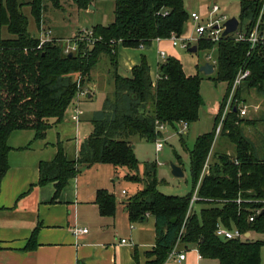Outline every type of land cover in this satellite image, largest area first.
<instances>
[{"label":"trees","instance_id":"1","mask_svg":"<svg viewBox=\"0 0 264 264\" xmlns=\"http://www.w3.org/2000/svg\"><path fill=\"white\" fill-rule=\"evenodd\" d=\"M92 1L74 0L79 9L87 8ZM112 1V21L91 26L95 41L92 44L80 41L69 54L63 52L55 39L41 42L32 36L27 29L28 18L22 11L28 6L39 28L47 3L58 7L60 0H0V29L6 27L9 33L6 38L0 37V178L8 168L7 140L11 132L28 129L34 132L35 139L44 138L51 121L62 120L82 84L90 80L93 66L106 54L113 82L112 100H106L94 114L92 129L79 142L75 158L69 159L58 141L54 157L39 162L37 185L53 184L49 200L52 203L80 172L79 165L106 163L126 167L129 172L124 177L143 185L121 204L130 222L153 216L155 244L146 255L148 264H162L177 240L192 191L184 195L159 191L154 163L145 164L142 176L138 175L131 139L136 136L156 141L161 135L156 122L174 128L180 123L188 126L194 123L203 104L200 77L185 74L178 59L166 56L152 82L144 55L139 64L132 66L130 76L123 77L117 73V47L120 44L146 48L155 39L167 38L170 32L180 36L189 13L183 0ZM262 2L238 0L239 26L245 23L249 28L254 23ZM211 48L215 50L214 80L226 83L218 112L243 64L250 74L235 91V98H239L242 86L264 93V44L247 55L248 43L235 41L234 34L222 37L216 45L204 39L196 43V51ZM218 114L212 128L198 135L188 149L193 188L212 148ZM245 121L253 120H244L233 109L226 114L221 134L233 144L234 154L215 153L198 188L201 198L219 201H198L204 206L198 212L192 209L186 216L180 236L181 244L194 245L202 257L215 258L219 264H260L261 242L248 237L222 239L214 233L217 223L243 232H264V213L248 221L255 209L264 207V158L254 156L250 141L243 135L241 125ZM238 196L243 199L241 203L234 201ZM94 202L100 215L114 214L115 197L106 189L96 190ZM35 237L36 227L25 250L35 247Z\"/></svg>","mask_w":264,"mask_h":264},{"label":"rangeland","instance_id":"2","mask_svg":"<svg viewBox=\"0 0 264 264\" xmlns=\"http://www.w3.org/2000/svg\"><path fill=\"white\" fill-rule=\"evenodd\" d=\"M105 1L106 2H99V4L96 3L99 7V12L91 11L89 13L79 9L74 0H60L58 7L48 2L43 12L39 28L41 30L42 27L48 26L50 28L48 29L49 36H55L59 38V40L47 37L46 34L39 31L28 6H24L22 11L28 18L27 29L32 36L37 37L41 35L45 37L44 39L47 41L50 39L57 40L61 47H71L74 35L82 29L91 28L92 25L97 24L93 16L95 17L98 15L102 20L106 19L108 22L112 21L113 13L110 7L112 0ZM183 2L188 13L195 11L200 15L204 14L207 6L217 3L221 6L222 12L227 18L238 17V0H183ZM244 24L242 28L245 26ZM0 35L2 38L9 36L6 27L0 29ZM181 35L186 38L196 37L194 25L191 20L188 19ZM193 42L194 41H191V43ZM163 48L167 50V56H172L179 60L187 75L198 74L200 77L199 89L203 104L199 108L198 119L190 124L183 133L179 131V126L174 128L165 125V129L156 141L149 142L135 136L131 139V142L134 144L133 149L138 160V175L142 176L145 164L154 163L155 175L158 180V190L165 194L184 195L192 191L193 188L189 169L188 149L193 146L198 135L211 129L213 115L215 113H219L218 115H220L221 112H218V104L220 106L219 102H221L220 100H222V96L225 93L226 83L214 80L215 71L210 74H204L198 70L199 66L207 61L208 55L214 58V48L190 52L188 48H183L180 45L177 46V48L172 47L171 42H166ZM169 51L170 53H168ZM160 60L164 59L161 58ZM109 69L108 56L102 54L90 71V80L82 84V91L87 89L89 92L81 96L75 95L59 124L54 122V120L51 121L52 126L45 136V141L49 149L50 147L54 148L53 145L56 141H59L64 150L71 155L75 143L79 140H83L90 127V118L102 109L106 100H112L113 82ZM78 76L79 75L76 74V77ZM89 94L92 96L91 98H87ZM228 96L224 98L226 102L229 98ZM239 99L243 102L241 105L244 104L247 106L248 110L246 115L243 116V119L253 120L250 123L245 121L241 125L242 133L250 141L254 156L259 159L264 158V93H260L254 88L242 86ZM74 104H77L82 112L79 115L80 121L78 122H74L71 119ZM255 106H258L256 111L253 108ZM158 140H163V146L160 150H156V142ZM211 152L213 153L212 156H214V152H227L233 155L234 146L228 141L224 134L220 133L214 138ZM211 161L212 157L209 159V162ZM170 162L176 164L180 162V167L183 171L181 177L172 175L169 165ZM79 169L80 172L74 179L68 181L59 197H76L78 199L95 197V192L98 188H106L115 197L114 215L117 217L122 213L123 206L121 202L125 200L126 197L131 196L135 192L137 186L143 185V183L127 180L124 175L129 171L124 166H113L106 163H99L91 166L82 164L79 165ZM122 189L127 193L122 194ZM72 201H74V199L70 202ZM203 206V203L197 202L194 204L193 209L198 211ZM88 216L86 209L80 208L78 213H76V224H81L83 222L89 223L90 220L87 219ZM249 238L262 243L260 248V264H264V232H251Z\"/></svg>","mask_w":264,"mask_h":264},{"label":"crops","instance_id":"3","mask_svg":"<svg viewBox=\"0 0 264 264\" xmlns=\"http://www.w3.org/2000/svg\"><path fill=\"white\" fill-rule=\"evenodd\" d=\"M99 2L106 1L93 0L87 8L82 10L87 13L99 12V7L96 5ZM110 7L113 13V1ZM209 7L207 6L205 13ZM219 7L222 10L220 5ZM93 18L97 24L110 23L106 19L102 20L98 15ZM38 29L46 34L50 28L46 26L41 30ZM37 37L45 38L41 35ZM47 37L59 40L55 36H49V33ZM166 42L170 43L166 38L155 39L149 48H131L119 44L117 73L123 77L130 76L132 66L139 64L141 56L144 55L149 66L150 77L154 82L157 78L158 66L163 61L160 60L159 52L164 51L165 57L167 56V50L163 48ZM172 47L177 48L173 45ZM64 48L66 47H62L63 50ZM91 97L90 94L87 95V98ZM215 115L216 113L213 115L212 125ZM93 116L89 120L90 127L88 126L86 136L92 129ZM80 141L75 143L71 155L64 150L69 159L76 157ZM56 143L53 145L54 148L49 149L45 137L35 139L34 132L28 129L12 131L8 137L7 144L10 147L8 168L0 178V264H148L149 258L146 253L151 251L155 244L153 216L147 215L139 221L130 222L124 208L119 217L114 214L102 216L98 212L94 196L83 199L60 196L56 202H49L53 194V184L37 185L38 165L40 161H50L54 157ZM215 153L217 152H214V155ZM212 155L213 153L210 159L212 157L213 161L214 156ZM139 187L141 186H137ZM126 193L125 191L122 194ZM72 199L74 201L70 202ZM80 208L86 209L89 223L76 224L75 217ZM35 227V247L25 250L24 246ZM74 227L87 228V232L74 235L72 233ZM246 233L249 238L251 232ZM178 250H185L183 260H178L175 255L168 254L162 264H219L215 258L199 256L194 245L180 243Z\"/></svg>","mask_w":264,"mask_h":264},{"label":"built area","instance_id":"4","mask_svg":"<svg viewBox=\"0 0 264 264\" xmlns=\"http://www.w3.org/2000/svg\"><path fill=\"white\" fill-rule=\"evenodd\" d=\"M227 16L222 12L220 9L219 5L214 3L212 4L208 11L205 14H199L195 11H192L189 13V20L193 22L194 25V33L196 34V37L194 38H186L183 37L182 35H177L175 32H170L169 36L166 38L171 42V45L173 46H182L183 48H190L192 45H196L197 41L200 39L204 40H209L212 42L214 45L218 43V41L224 37L222 36V32L225 29L224 23L227 20ZM49 31H46V35L48 36ZM234 34V39L235 41H245L249 45V49L247 51V55L250 53L251 50H254L258 45L264 44V0L261 5L260 12L254 21L253 24H251L248 27L244 26H237V29L235 32L231 33ZM41 42L46 41L45 39L41 38ZM80 41H85L86 43L92 44L95 41V37L93 35L92 29L87 28V29H82L80 30L76 35L73 36L72 42H71V47H66L64 48L63 52L64 53H70L76 49L77 43ZM191 41H194L191 43ZM142 47V46H141ZM159 56L164 59L165 58V52L160 51ZM207 61L211 62L213 64V68L215 65V57H211L210 55L207 56ZM250 70L243 64L237 71L233 82L231 84V88L228 93V100L227 102L224 101L223 106L220 111V115L218 116L217 123L214 129V138L217 137L222 130L223 127V122L226 118V114L233 109L234 111H237L238 116L243 117L247 113V106L244 104L241 105L243 102L239 98H235V91L238 89V87L242 84V82L249 76ZM89 92V90H84L82 89L78 90L76 93L78 96L85 95ZM254 110L256 111L258 109V106L253 107ZM81 110L78 108V106H74L73 108V113L71 115V119L73 121H78L79 120V115L81 114ZM180 132L183 133L186 128H188V125L186 123H180L179 125ZM165 129V124L156 122V130L162 134L163 130ZM163 146V140H158L156 142V150H160ZM211 150L209 151L206 160L203 164V167L201 169V172L199 174L198 180L192 189L191 195L189 197V203H188V208H187V213L186 216L191 212V210L194 207V204L197 203L198 201L204 200V201H219V200H213L211 198H201L198 195V188L200 185V182L205 174H208L209 172V159L211 156ZM122 193H125L124 190H122ZM225 201V200H222ZM236 203H241L243 199L238 196L235 200ZM264 209L262 208H257L254 210L252 214L248 216V221H253L254 216L256 214H260L261 211ZM181 226V229L178 233L177 240L172 247V249L169 252V255H175L178 260H183L185 258V250H178V245L180 244V236L183 233L184 230V222ZM87 232V228H78L74 227L72 229V233L74 235H78L80 233H85ZM215 235L218 236L219 238L222 239H240L243 240L245 239V234L246 232L241 231L237 227H231L227 228L221 223H217L215 225ZM124 241V240H122ZM197 249V248H196ZM199 256H201L199 254Z\"/></svg>","mask_w":264,"mask_h":264},{"label":"water","instance_id":"5","mask_svg":"<svg viewBox=\"0 0 264 264\" xmlns=\"http://www.w3.org/2000/svg\"><path fill=\"white\" fill-rule=\"evenodd\" d=\"M238 24H239L238 18H236V17L228 18L224 23L225 29L222 32V36H226V35H229V34L235 32ZM188 51L195 52L196 51V45H192L188 49ZM69 54H71V52ZM198 70L203 72L204 74H210L214 71L213 64L208 62V61H205L204 63H202L199 66ZM169 165H170V170H171L172 175H174L176 177H181L183 175V171H182L179 164L170 162ZM261 213H264V209L261 211ZM172 221H174V219ZM248 236L249 235L246 233L245 237H248Z\"/></svg>","mask_w":264,"mask_h":264}]
</instances>
